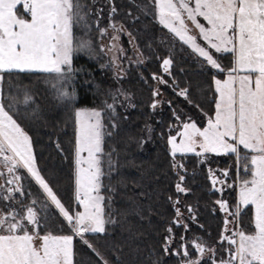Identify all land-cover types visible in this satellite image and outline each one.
<instances>
[{
	"label": "trees",
	"instance_id": "obj_1",
	"mask_svg": "<svg viewBox=\"0 0 264 264\" xmlns=\"http://www.w3.org/2000/svg\"><path fill=\"white\" fill-rule=\"evenodd\" d=\"M80 4L87 13V27L77 25L74 34L89 46L73 53L74 71L66 83L60 84L69 93L74 92L73 106L102 111L105 135L100 194L105 197L106 216L114 223L107 224L103 234L86 233L83 239L74 236L73 264H103L92 248L107 264H182L186 259L212 264L213 259H227L230 246L221 240L226 213L216 201H226L229 211H235L239 202L235 191L244 174L243 156L239 167L232 153L197 156L195 152H177L173 156L167 142L170 135L181 130L183 122L206 126L215 111L213 77L223 72L207 65L158 22L153 0H80ZM101 29L105 30L103 35ZM212 53L223 69L233 67L231 53ZM165 58L172 61L168 72L162 67ZM153 75L166 83L153 79ZM56 83L54 74L5 73L3 102L7 105L10 97L16 98L10 114L30 138L36 167L65 208L74 213L81 210L75 201V124L71 108L53 88ZM21 89H27L33 97L28 104L23 103ZM183 89H188L187 99L179 95ZM153 91L159 95L154 97ZM154 101H158L155 108ZM106 104H113V109ZM173 164L178 166L174 168ZM209 170L220 181L215 187ZM16 174L22 177L19 183L24 195L13 193L11 201L0 199V210L15 208L22 212L36 200L40 235H73L27 170L19 168ZM180 176L184 177V193H178L175 187ZM9 178L0 163V185L4 186L0 196L7 194L8 187H16L6 183ZM177 207L179 224L173 223ZM240 207L238 225L230 223L228 228L234 231L239 226L249 233L253 229V207ZM228 219L234 220L232 216ZM27 227L32 230L31 225ZM231 231L224 234L231 235ZM169 235L172 239L166 254L165 237ZM193 241L214 249V254L206 252L201 258ZM181 244L186 246L188 257L183 256ZM176 251L180 255L172 254Z\"/></svg>",
	"mask_w": 264,
	"mask_h": 264
},
{
	"label": "snow or ice",
	"instance_id": "obj_2",
	"mask_svg": "<svg viewBox=\"0 0 264 264\" xmlns=\"http://www.w3.org/2000/svg\"><path fill=\"white\" fill-rule=\"evenodd\" d=\"M153 3L161 25L211 68L226 71L223 80L213 77L216 93L214 116L207 120L203 128L194 122H183L181 130L168 137L171 154L195 152L201 156L204 153H232L236 155L239 167L240 147L247 150L243 168L249 178L240 182L236 210L229 211L226 201H216L220 210L226 213L221 240L227 241L230 247L227 259L218 262L213 259L212 264H264V0H153ZM115 11L113 8L112 12ZM86 17L80 0H0V163L10 177L6 183L16 185L8 187L7 194L0 199L11 201L13 193L24 195L19 183L22 177L16 174V170L26 169L73 233L55 235L48 232L40 235L37 231L40 218L35 208L36 200H32L22 212L15 208L7 212L0 210V264H73L74 236L83 239L86 233L103 234L106 225L114 223L111 217L106 216L105 197L100 194L105 135L102 111L77 109L74 114L75 201L82 210L70 213L36 167L30 138L10 114V109L16 105V98L10 97L7 105L3 102L4 74L12 72L54 74L57 83L53 84V88L58 90L59 97L74 96V92L63 89L60 81L66 83L74 71L73 53L89 46L86 41H78L74 34L77 25L87 27ZM197 17H202L207 27ZM188 21L198 30L206 46H201L197 43V36L190 34ZM100 33L103 35L105 30L101 29ZM211 50L231 53L233 67L223 69ZM171 63L170 58L163 60L165 72L169 71ZM153 79L166 83L155 75ZM21 91L24 93V104L33 100L27 89ZM187 94L188 89L179 93L186 99ZM157 95L158 91H153V96ZM157 103L154 101L152 107L155 108ZM106 107L113 109V104H106ZM173 115L176 116L175 113ZM176 119L179 120V116ZM197 148L200 151H196ZM177 166L173 164L174 168ZM209 173L215 187L220 181L212 170ZM223 174L228 175L226 170ZM183 180L184 177L180 176V182L175 186L178 193L187 191L182 187ZM241 205H251L254 209V231L250 233L239 226L234 231L228 228L230 223L238 225ZM188 211L192 212L191 206ZM180 215L177 207V219L173 223H180ZM229 216L234 220H229ZM27 225L32 226L31 231ZM183 226L187 228L186 224ZM167 231L171 234L172 228ZM229 231L231 235L224 234ZM171 239V235L165 237L166 254ZM36 240L40 241L39 245ZM88 246L92 248V245ZM193 246L201 258L206 252L214 254L215 251L196 241H193ZM92 250L103 264H107L96 249ZM181 250L184 257L189 256L184 244H181ZM172 254L180 255V251ZM182 264H200V260L186 259Z\"/></svg>",
	"mask_w": 264,
	"mask_h": 264
},
{
	"label": "rangeland",
	"instance_id": "obj_3",
	"mask_svg": "<svg viewBox=\"0 0 264 264\" xmlns=\"http://www.w3.org/2000/svg\"><path fill=\"white\" fill-rule=\"evenodd\" d=\"M157 20H158V18H157ZM188 23V25H189V28L191 29V32H190V34H192V35H196L197 36V40H199V41H201V42H203V39L202 38H200L199 37V35L198 34H196V32H198V30L197 29H195L194 28V26L191 24V22L190 21H188L187 22ZM197 43H199L198 41H197ZM199 44H201V46H205V44L206 43H199ZM212 51V50H211ZM241 74H243V73H241ZM217 79H220V80H223V79H225L226 78V72H223V73H218V77H216ZM214 83V82H213ZM64 88V87H63ZM65 89V88H64ZM66 90V89H65ZM69 90V89H68ZM216 98V97H215ZM63 101H66V103H67V105L71 108V112H72V115H73V119H74V124H75V111L77 110V109H93V108H88V107H84V106H80V105H77V106H73L74 104H73V100H71V98H63L62 99ZM214 104H215V101H214ZM97 110V109H96ZM214 113H215V111H214ZM214 113H213V115L211 116V117H213L214 116ZM209 119V118H208ZM207 119V120H208ZM206 123H207V121H206ZM201 128V127H200ZM247 152V150H244L243 149V147L241 146L240 147V156H243L244 157V155H245V153ZM83 155H87V153H83ZM235 157H236V155H235ZM237 158V157H236ZM243 175H242V177L239 179V181L241 182L242 180H244V179H248L249 178V174L248 173H246L244 170H243ZM239 178V177H238ZM237 177H236V181H237V179H238ZM239 191H240V184L238 185L237 184V187H236V191H235V199H236V201H239ZM236 207H237V205H235ZM82 210V209H81ZM80 210V211H81ZM236 210V209H235ZM253 212H254V209H253ZM253 220V219H252ZM252 225H253V222H252ZM252 231H254V225H253V229H252ZM252 231H250V232H252ZM249 232V233H250ZM36 242H37V244L39 245V243H40V241L39 240H36Z\"/></svg>",
	"mask_w": 264,
	"mask_h": 264
},
{
	"label": "crops",
	"instance_id": "obj_4",
	"mask_svg": "<svg viewBox=\"0 0 264 264\" xmlns=\"http://www.w3.org/2000/svg\"><path fill=\"white\" fill-rule=\"evenodd\" d=\"M197 20L200 22V23H202V24H204L206 27H207V22L202 18V17H197ZM196 34H198V32H196ZM199 43H205V41H203V42H201V41H199V40H197ZM225 69V68H224ZM229 69H231V68H229ZM225 70H228L227 68L225 69ZM226 72V71H225Z\"/></svg>",
	"mask_w": 264,
	"mask_h": 264
}]
</instances>
